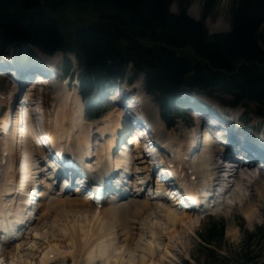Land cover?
Wrapping results in <instances>:
<instances>
[{"label":"trees","instance_id":"trees-1","mask_svg":"<svg viewBox=\"0 0 264 264\" xmlns=\"http://www.w3.org/2000/svg\"><path fill=\"white\" fill-rule=\"evenodd\" d=\"M217 0H204V7ZM175 0H0V52L30 44L45 54L71 52L87 79L122 78L126 66L143 73L147 89L163 103L178 88L231 96V105L255 102L264 114V0H232L228 33L208 35ZM88 15L89 23L65 22L63 9ZM147 39L148 43H140ZM123 42L125 45H123ZM67 72V70H66ZM223 222L201 239L223 238ZM215 238V239H216Z\"/></svg>","mask_w":264,"mask_h":264},{"label":"bare ground","instance_id":"bare-ground-1","mask_svg":"<svg viewBox=\"0 0 264 264\" xmlns=\"http://www.w3.org/2000/svg\"><path fill=\"white\" fill-rule=\"evenodd\" d=\"M25 56H28V54L26 55L23 53L22 58L25 59ZM47 58L48 60L44 62L52 64L55 62L56 56L53 55ZM10 60L15 62V60L12 58ZM25 60V66H28L29 64H35V69H38V71L41 73L44 72V68H41L38 64L40 63L39 60L35 59V61L32 63L30 62V60ZM6 66H9V64H6ZM37 80H39V82L40 80L42 82L45 81L44 78L41 79L40 77H38ZM61 87L63 89V92H57L58 87L53 89V91H50V94H53L54 96V99L52 100L56 99L57 102L56 107L49 117V120L53 122L48 125V123L44 120L42 112L35 113L34 115L29 117L30 123L28 131L31 133V136H33V138L38 141L43 139L44 136H47V141L52 144L53 148L57 149L58 152L66 149L67 146L65 147L64 144L68 142L70 146H68L66 150L72 151V147L73 145H75V148L80 152H82L83 150L86 151L89 148L88 154H92V145L89 144V140L87 139L88 134L87 131H85L86 128L84 129L82 125L83 120L79 114V112H81L82 110L83 105L79 100H77V95L73 97L65 93V85H61ZM119 94L120 96H118V100L120 103L124 104L123 101L126 99V97L124 96L125 91L123 90L121 94L120 89ZM30 106L32 105L30 104ZM30 106L28 105V103L25 104L26 108H31ZM120 107L123 106H119V108ZM145 110L148 114L150 122L154 125L153 119L157 117V111L153 108H149L148 106L145 107ZM116 121L117 120H115L114 117H105L103 121L100 120L99 122H94L91 124V126L94 127L95 130L97 129L100 135H103L105 133L107 135H112V132L116 127ZM89 127L90 126H88V128ZM227 127L228 137L226 138V141L233 147H236V145L237 147H240L239 145H242L239 144L240 139L237 142L235 135L236 130L238 129L235 126L231 125H228ZM241 135L243 138L244 136L246 138L244 139L245 149H252V151H254L257 156L262 157L264 160V148L256 149L255 144L251 140L250 136H247V134H245L244 132H241ZM161 136L163 137L164 141L163 147L166 148L167 145L172 146L175 150V156L180 159L183 165H187V168L189 169V176H191V174H194L195 178H197L196 181L194 179V183H196V185L200 186L202 184H208L212 186H219L222 182H226L225 180H227L229 181V183L226 182L228 183V188L226 189L225 194H228L229 192H231L232 185H234L237 180L241 179L239 176L228 175L227 177H225V179L222 178L220 173L228 172L222 162V159H224V156L226 154L222 152V148L217 147L215 143H209L206 148L201 147V155H198L199 153L197 154V152H195L192 162L191 155L185 153L184 142H177L176 138L174 139L172 136H166L162 133ZM205 136V138L207 139L208 135L206 134ZM56 138H60L61 141L65 142L63 144H60L59 140H55ZM108 139L110 138L107 137L106 140ZM0 141L2 142L0 149L1 154H5L8 156V158L3 157V161L6 162L4 164V167H6L7 170H10L8 171L10 172V175L7 173L6 175L9 176H5V185L1 186L0 188V223H3V226L8 229L9 234H14L16 232L17 225H20V227H22V223H26L25 226L27 225V229L30 230L31 228H33L32 226H34V224L45 226L47 223L46 220L48 218H51V225L56 224L59 226L60 222H62L60 226L67 234L66 238L69 241L73 240L72 247L74 248V253L71 256L73 259V264H79V259L84 256L88 257L91 260L94 258L104 259L105 257V264H110L108 262L109 259H111L109 248L113 250L117 249V247H120L119 244L121 242L122 244L123 242H126V248L124 249V251H121V254L119 256H116V258L112 259L114 260L113 264H124V257L122 256V253L128 250L133 252L136 250V248H138L137 242L140 240V233H142L145 228L149 227L150 223L148 225L147 220L150 214L152 215V212L160 211L164 213L166 225H173V223L176 221V218L179 216L185 219H189V214H186V212L179 214L178 211L174 210L173 207L180 206L178 200H176L175 198L170 196V199H174L172 200L174 204L167 205L165 207L160 202H157L162 200L163 197L161 195H156L151 198H147L145 196L141 201H139L138 198L140 197V194L130 195V190L126 186L121 187L120 190L117 191V194H115V196H111V198L105 200V203H102V207L100 209L93 208L91 201L86 198L84 193H77L79 192V189L73 191V195H70L69 191H65L64 193H62L61 191H57L55 189L54 180L50 181L47 179V177L38 176L39 168L33 167L34 161L31 159L32 155L37 157V160L39 158L45 159L48 163L47 166H51V168L55 171H59L60 168L49 161L48 158L50 157V155L46 154L42 147H35V152H37L35 154L31 152L32 147L30 145L25 147L26 143L24 142L23 138L20 137L19 129L17 127L7 131L6 136L1 137ZM199 149H197V151ZM140 155H137L136 162H139V164H143V166H146V157H140ZM101 158L102 157L99 152L97 154L95 162H97V160H100ZM186 158H188V160H185ZM198 158H200L199 162L197 161ZM132 162L136 163L135 161ZM118 167L125 169L123 163L121 165L119 164ZM1 168L2 166L0 164V169ZM86 168L87 166L85 165V169ZM112 168H114L113 165ZM154 170L155 167L153 166L152 172H154ZM145 171H148V169L145 168ZM202 171L204 172L205 176H208L207 181L204 180L205 176H202ZM44 172L46 171L43 170V174ZM128 173L129 172L125 169L123 175L127 177ZM197 174L199 176H197ZM1 177L2 175L0 171V178ZM56 180L58 181V179H55V181ZM75 182L78 183L79 180H76ZM128 184L130 185V183H127V185ZM248 186L250 187L249 190L251 191V194L248 196V198H246L247 200L243 198L242 203L240 204V210L243 212V215L247 220L246 223L251 226L254 219H256L255 216L257 214V211L259 210V198H264V176H258L257 178H254L251 184ZM160 187L165 188V194H170L166 184L160 185ZM133 188H136V186H134ZM36 189H39L38 193H36ZM29 191H32L33 194L36 193L37 195V202L35 206H33L34 203H31L30 199L23 196V194L29 193ZM189 195L190 194H188L187 196ZM2 196L11 197V203L8 207L2 206ZM13 201L18 202L19 205L17 207L13 206ZM129 206H138L139 208V210H137V212L131 218L127 216V210ZM80 214H82V216L86 218L91 215L92 219H95L94 221L92 220L93 222H91L90 220V226L88 227V229L85 225H81V221L80 225L78 224L79 222H77V220L75 221V219H77ZM33 216L34 219L30 220ZM71 218L72 220L68 221V219ZM227 223L228 224L226 227L228 231L230 232L231 236L235 237L237 235V229H234L235 221L233 215L230 214ZM84 227H86V230L84 229ZM151 227L156 228L155 226L151 225L148 229H151ZM135 236H138V238ZM32 237L33 239H36L33 240L35 242L37 241V239H40L41 235L38 234V229L35 230ZM22 239H24L23 236ZM11 247V243H6L3 246V252L0 255L2 261L3 258L4 260L5 258L8 259V261L9 258L10 260H12V258H15L14 254L10 251L12 250ZM17 248H19V246ZM47 248L48 250H44L41 253V264H53L56 259H58L55 258V254L57 253L56 247L51 243H48ZM158 249V245H154V243L148 242L146 244L145 250H143L142 252L143 257H141V263L145 264V256L148 257L146 258L147 261H154L156 259L155 253ZM120 250L122 249L120 248L119 251ZM13 263H15L14 260L10 264ZM127 264L134 263L129 262Z\"/></svg>","mask_w":264,"mask_h":264},{"label":"rangeland","instance_id":"rangeland-1","mask_svg":"<svg viewBox=\"0 0 264 264\" xmlns=\"http://www.w3.org/2000/svg\"><path fill=\"white\" fill-rule=\"evenodd\" d=\"M231 5H232V0H217L215 5L213 6L210 5L209 7H207V9H205L204 0H175V2L172 3L169 7V13H171L172 15H178L181 11V8H183L185 10L186 16L189 19L193 21L203 22V26L206 29L208 35L225 34L228 33L232 27ZM63 16L66 19L65 22L71 21L74 23H78V20H80L79 22H83L86 24L89 23V18H93V17H89L88 15L79 14L76 9L70 6L69 8L63 9ZM140 43L146 44L148 43V40L141 39ZM257 44L260 48L264 50V35L259 39ZM123 45H125L124 42ZM22 50H23L22 48L18 49V53H22ZM13 51L16 52V50ZM23 53L26 55L28 54L27 57L29 58H26L25 56V59L30 60L31 63L34 62L35 59L39 57V54L34 49H30L27 47L23 51ZM30 56L36 58H32V57L30 58ZM54 56H56L55 59L56 62V60L61 59L63 55L57 53L54 54ZM65 57L66 56H63L64 60ZM69 58H71V62L69 61V70L70 72H73L75 77L76 75H78L80 69L77 65L76 59H74V56L69 54ZM44 59L45 58L41 60ZM36 60L40 61V59H36ZM45 60H48V58L46 57ZM29 73L25 75H29ZM143 79H144L143 75L140 74L136 78V80L133 81L132 86L136 87L139 90V92H141V96L142 97L144 96V98L147 101H149V103H151V100L155 99V95H147L143 92L144 91ZM61 85L63 86L65 84H60L57 92L60 91L63 92L62 87H60ZM140 86L141 88H139ZM13 87L14 85L11 82L7 83L6 80L0 77V94H2L3 96L6 95L9 90L13 89ZM48 88H50V86ZM65 88H66L65 93L69 94L70 96L74 97L77 95L76 92L74 91V89L76 90L75 87L69 88L68 91H67V87ZM40 92H41V96H42V92L45 93L46 95L47 88L46 90L43 89L39 91L37 90V86L34 83L27 84V87L24 88V90L21 93L20 101L22 100V102L25 101L30 102L28 103V105L30 106L31 104L32 106L30 107H35L37 101H40L39 99L41 97ZM14 93L15 91L12 94ZM180 93L181 94L178 102L176 103V105L173 103L171 105V108L172 111L178 109V112L177 111L174 112V115L178 114L181 117L180 119L176 118V120L173 121V124L171 126V131L170 130L164 131V135L166 136L174 135L178 142H184L183 139H185L187 132L188 134L192 135V132L196 131L195 130L196 119L195 116L193 115L192 110H190V107L188 105L183 104L180 101V99H183V96H188V97L191 96L193 99L197 100L202 105L205 106L210 105L213 107H217L219 110L230 113L232 116L237 115L239 117H242L243 119H245V121L248 122L249 125H262L261 130H264V114L261 111L262 108L255 102H251V101L243 102L241 103V105L243 106H236V107L228 106L227 103L231 102L232 98L228 94L223 93L217 89L206 92L198 91L194 89L191 90L182 89ZM113 97L116 98V95H114ZM5 103L6 102L4 100L0 99V109L3 106H5ZM151 104H154V102ZM190 106L193 109H196V107H198V110L202 111L205 114L210 113L207 109L199 107L194 103H190ZM43 111L45 112L46 108H44ZM87 120L88 118L86 119V121L84 120L85 127H87V124L89 123ZM201 150L202 149H199L198 150L199 152L197 151V154L199 153L198 155H201L200 153ZM31 159L34 161V165H35L37 163V157L32 155ZM199 159L200 158H198L197 160L198 162ZM146 160H147L146 166H143V164L142 165L138 164L139 162H137V164L135 165L136 169L140 170L143 167L148 169L150 167L148 164V158H146ZM36 168L39 167L36 166ZM0 171L2 175V177L0 178V188H1V186L5 185V179L7 176L10 175V172H8L10 170H7L6 167H2ZM7 173L9 175H6ZM222 173H220L221 176L224 175V172ZM201 174L202 176H205L203 171ZM141 176L144 177L145 174H142ZM197 176L199 175L197 174ZM207 179L208 176H205L204 180L207 181ZM247 184L250 185L251 182L240 179L237 180L234 185H232L231 192L224 195V198H226L224 203H221L219 205V207L222 206L221 207L222 210L220 208L218 209L219 210L218 211L217 208L216 209L213 208L210 212L200 216H194L192 214L187 213L189 214V219H185L179 216L176 218V221L173 223V225L165 224L166 219L164 213L160 211H157L158 213L152 212V215L150 214L147 222L148 225L150 223L149 227L153 225L156 228L153 227H151V229H148L149 227L145 228L144 231L140 233V240L137 242L138 248H136V250L133 252L128 250L122 253V256L124 257V264H127L129 262H132L134 264L135 263L140 264L142 261L141 257H143L142 252L143 250H145L146 244L148 242L154 243V245H158L159 249L155 253L156 259L154 261L153 260L147 261L146 258L148 257L144 255L146 257V258L144 257L145 264H264V198H259L260 200L258 199L259 210L257 211V214L255 216L256 219H254L252 225L249 226L248 223H246L247 220L245 219L243 212L240 210V204L242 203L243 198L246 199L251 194V191L249 190L250 187ZM246 185L248 188L246 187ZM55 189L57 191H61L62 193L65 192L62 191L61 189L58 190L56 187ZM3 199L1 201L2 206L8 207L11 203V197L4 196ZM138 200L141 201L142 198L139 197ZM157 202H160L164 207L167 206V203L162 202V200ZM137 210H139L138 206H129L127 210V216L130 218L133 217V215L137 212ZM178 213L182 214L179 211ZM230 214L233 215L234 217V221H235L234 229H237V235L235 237L231 236L230 232L226 227L228 224L227 222ZM71 220L72 218L68 219V221ZM76 220L77 222H79L78 223L79 225L81 221V225L82 224L85 225L88 229V227L90 226V220L91 222H93L95 219H92L91 215H89L86 218L82 216V214H80V216L77 219H75V221ZM221 221L223 222L224 225L222 240L218 241L215 236L214 239H212L213 242L211 243L212 245H209L208 243L204 242L201 239V237L202 236L206 237L205 233L209 225L211 227L212 223L217 224V223H221ZM46 222L47 223L45 226L39 224H37L38 225L37 226L34 224V226H32L33 228H31L28 231L27 234L28 236L26 235V239L17 242L19 245L17 243H15L16 246L15 244H12L11 247L12 250L10 251L14 254L15 258H12V260H10L9 258V261L6 258L4 260L3 258L4 264H10L12 263L13 260L15 261V263L13 264H41L40 256L44 250H48L47 248L48 243H51L57 249L55 258L58 259H56V261L53 264H73V259L71 257L72 254L74 253V248L72 247L73 240L69 241L66 238L67 234L64 231V229L61 228L60 226L62 222H60L59 226L56 224L51 225L50 223L51 218H48ZM86 227H84L85 230ZM36 229H38V234L41 235V237L40 239H37V241L35 242L33 240L36 239H33L32 236L34 235ZM135 237L138 238V236ZM125 244L126 242L125 243L123 242V244L121 242L119 244L120 247L119 248L117 247V249L114 250L109 248L111 259H109L108 262L110 264H113L114 260L112 259L116 258V256H119L121 254V251H124V249L126 248ZM18 246L19 248H17ZM120 248L122 250L119 251ZM105 259L106 258L104 257V259L94 258L91 260L88 257L84 256L79 259L78 263L105 264L106 263Z\"/></svg>","mask_w":264,"mask_h":264}]
</instances>
